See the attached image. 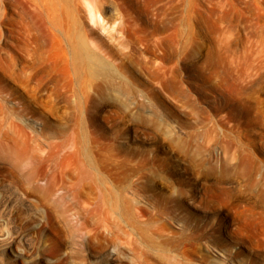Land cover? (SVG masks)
<instances>
[{
    "label": "rangeland",
    "instance_id": "1",
    "mask_svg": "<svg viewBox=\"0 0 264 264\" xmlns=\"http://www.w3.org/2000/svg\"><path fill=\"white\" fill-rule=\"evenodd\" d=\"M34 1L0 0V233H12L0 264H264V60L252 51L264 47V0H91L122 34L134 66L106 48L142 91L101 98ZM85 2L62 0L60 18L88 29ZM181 13L185 101L157 91L151 70ZM144 125L159 138L137 134ZM235 137L260 174L220 172ZM202 158L219 171L215 208L191 201Z\"/></svg>",
    "mask_w": 264,
    "mask_h": 264
},
{
    "label": "bare ground",
    "instance_id": "2",
    "mask_svg": "<svg viewBox=\"0 0 264 264\" xmlns=\"http://www.w3.org/2000/svg\"><path fill=\"white\" fill-rule=\"evenodd\" d=\"M61 1L62 0H38L36 2L34 1V3H35V6L38 7V10L40 12H42L41 14H45L44 16L42 15L43 21L45 22L44 24L47 25V27L50 30V33L53 36V38H55L59 42V44L62 48V52H63L62 56L66 60L71 61L73 63V65L75 66V69H78V70L80 69V71L82 72V74L86 78L88 85L90 86L91 89H93L92 91L95 90L96 92H98L101 95V96L99 95L100 98L102 96L108 97L109 95L116 96V95H120L124 92L128 93L130 91H132V92L135 91L139 95L142 94V91L140 89H138V87L136 85L137 84V82L135 81L136 79L129 77L131 75L127 76L125 73L126 70L124 71L121 69L124 62H120L119 64L118 63L116 64L115 58H114V55L116 53H114L112 50L106 48V42H108V40H109L110 42H112V45L113 44L115 45V47L117 48V54H120V57L124 59L125 63L134 66V61L132 60V57H131V51L130 50H124V49H122V46H119L121 44L120 43L121 40L119 38L122 36V34L120 33V31L117 28H114V25L111 22L104 20V17L101 15L100 10L97 7V3H94L91 0H86V2L84 4L83 10L85 12V15L91 21V23H90V21H88L89 28L87 29V28L83 27V25H82L81 21L78 19V17H73L71 22H67L63 18H60L59 7H63ZM174 1L176 2L177 6H182L183 2H184V0H177V1L174 0ZM172 3L175 4L174 2H172ZM172 3H171L170 8L173 5ZM182 7H180V8H182ZM76 8L78 9V11H80V7H76ZM107 10L109 11L110 9L108 8ZM182 13H183V11H182ZM37 14H38V18H39V16L41 14L40 15H39V13H37ZM184 22H185V20H184L183 14H182V16L178 22V26H177L176 30L174 31V33L171 32V33L165 34L164 37L157 38L158 40H156L157 41L156 44L154 43L155 44L154 47H155V49H158L159 52L161 53L160 54L161 60L158 61L157 63H155V64L153 63L151 65V68H152L151 70L153 71V76L156 79V81L154 80L155 81L154 84L156 86L157 91L158 90L163 91L164 89H167V90L173 92V94L175 93L174 95H177V96L182 95V97L184 94L186 95V90L183 89L185 87V85L183 87V74L184 73H182L181 65H179V61L181 62L183 57H184V54H186L189 51L187 44H186V36H185V26L184 25L186 22L185 23ZM113 32H115V35ZM129 36L132 37V35L130 33H129ZM173 37H174V39H173ZM171 39H173V40H171ZM259 46L260 45H258V47L256 46L255 49L253 48L252 51L254 54V60H256V62L259 65L263 66L262 63L264 60V47L262 45V47L259 48ZM173 55L177 56L178 60H176V62H171L170 64L164 63V61H166V60L172 61ZM254 64L255 63H251L252 69L253 68L255 69V66H257L256 64H255V66H253ZM137 72H138V70H137ZM139 73H141V72H139ZM132 92L130 94H132ZM128 94H126V95H128ZM124 95H125V93H124ZM111 96H109V97H111ZM134 96L135 95H133V97ZM141 96H143V95H141ZM89 97H90V93H89ZM89 97L87 96V98H89ZM137 97H139V96L137 95L135 98H137ZM186 97H187V95L185 96V99L183 97L184 101L187 100ZM179 98H181V97H179ZM91 99L93 100L94 97ZM107 99L108 98H106V99L104 98V100H107ZM141 99H143V97L142 98L139 97L136 100L139 101ZM144 100L146 101V99H144ZM88 101L91 102L90 98L88 99ZM134 101L132 102L134 105L136 103H138V102L135 103ZM188 101L191 102L189 99H188ZM188 101H186V102H188ZM122 103H126V101L125 102L122 101L121 104ZM139 103H140V101H139ZM141 103L143 104L142 101H141ZM141 103L139 105H141ZM136 107H138V106H136ZM156 120L159 122L158 119H156ZM156 120H154V121H156ZM143 123L145 124V122H143ZM152 123H153V118H152ZM152 123H150V124H152ZM155 124H157V123H155ZM216 125H214L215 128L218 127ZM240 126H241V124L239 125V124H233L232 123L229 125V127H230L229 130L238 131L239 128H241ZM152 127L154 128V126H152ZM212 127H213V125H212ZM214 127H213V129H214ZM158 128L159 127H156L154 129L156 130ZM219 128H220V126H219ZM219 128H216V129H219ZM148 129H149V127L144 125L135 131L137 134H140L141 136L144 134L145 135L148 134L152 138H155V139L159 138V135L157 133L158 131L156 132L153 130V133L149 134ZM221 131L224 132L223 129ZM214 132H215V130H214ZM235 133H233V134H235ZM226 136L228 137L229 133ZM226 136H224V137H226ZM230 136H231V133H230ZM178 137L179 136L177 135V139H179ZM228 138H226V141H228L227 140ZM236 138L237 137H235V139L233 138L234 139V140L232 139L233 141L230 139L231 141L229 142V146L225 147L224 151H225L226 156H228V160H230V162L226 159V161L223 162V165L221 168L222 170H220V172L221 171L227 172L228 170H231V171L235 170V172H236L237 169H239V170L242 169L240 172L241 173H247L249 176H252L255 174H260L259 173L260 172L259 165L256 162L254 163V161H253L254 159L251 158V156H250L251 154L247 150V148L245 146L246 145L245 142H242L243 139L241 141V140L236 139ZM177 139L175 140L174 144L178 148L183 149L186 146V144H184V141L182 142V139H181V142L179 141L180 139L179 140H177ZM171 148L172 147H169L167 149L172 154H175V151H174L175 149L173 150ZM199 149L202 150L201 147H199ZM176 158H178V157H175L174 159H176ZM103 161L104 160L102 159V162ZM189 166L190 165L187 164V162H186V164L181 166L180 169L181 170H188ZM215 166L216 165L211 164L209 162V160L206 158L200 159V161L197 162V167L198 168L201 167L202 169H201V171H199L200 173H196L192 179V180H194V182H196L197 186L194 183L195 186L194 185L193 186L196 189H195L194 193H191L192 194L191 201H193V203L194 202L197 203V205L204 203V205L207 206L206 209H208V206L214 207L215 204L218 206L217 203L220 202V200H221L220 198L222 197L221 196L219 198V193H217V191H215V188L220 186V185L217 186L216 184H214V182L212 180V178L214 179L216 173H219L218 169H216ZM236 173H238V172H236ZM184 177L186 178L187 176H184ZM220 181L215 182V183L219 184ZM221 187H224V186L222 185ZM222 189H220L221 192H222ZM224 189H226V191H227V187ZM224 189H223V191H225ZM216 190H218V189L216 188ZM0 200H1V198H0ZM0 202H3V201H0ZM4 203H5L4 205H7V202H4ZM1 204H0V206H1ZM0 215H2V214L0 213ZM1 220H4V219L0 218V223H3L4 221L2 222ZM161 226H162L163 230L165 229L169 233V231L166 229L165 224H162ZM11 234L12 233L10 230H7V232L0 233V251L6 250L9 248L8 239L10 238ZM233 240H236V239L233 238ZM214 251L218 255L224 256L221 253H219L218 249L215 248Z\"/></svg>",
    "mask_w": 264,
    "mask_h": 264
}]
</instances>
